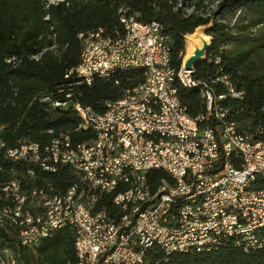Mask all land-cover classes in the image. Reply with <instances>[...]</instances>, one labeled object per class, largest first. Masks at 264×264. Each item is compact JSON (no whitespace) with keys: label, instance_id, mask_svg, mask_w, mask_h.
I'll list each match as a JSON object with an SVG mask.
<instances>
[{"label":"built area","instance_id":"1","mask_svg":"<svg viewBox=\"0 0 264 264\" xmlns=\"http://www.w3.org/2000/svg\"><path fill=\"white\" fill-rule=\"evenodd\" d=\"M120 12L123 33L99 27L79 34L80 61L66 76L91 84L95 77L140 69L144 81L108 101L102 113L74 104L82 127L96 131L91 141L73 146L63 135L45 146L23 141L5 147L0 140L6 159L49 172L67 164L78 176L62 192L51 184L28 186L25 176L1 180L0 229L35 248L70 227L76 264H152L155 246L164 260L228 243L246 252L264 248V188L254 187L257 177L264 178V140L229 119L219 102L226 95L197 79L194 68L187 70L185 55L178 68L171 65L169 36L159 22ZM216 80L240 95L228 75ZM179 86L199 88L205 113L189 114ZM153 170L169 177L156 188L148 178ZM18 262L17 251L0 247V264Z\"/></svg>","mask_w":264,"mask_h":264},{"label":"trees","instance_id":"2","mask_svg":"<svg viewBox=\"0 0 264 264\" xmlns=\"http://www.w3.org/2000/svg\"><path fill=\"white\" fill-rule=\"evenodd\" d=\"M122 8L142 21L163 26L169 36L171 65L176 68L185 55L186 36L208 26L211 43L206 57L195 63L194 76L209 83L216 95H226L219 102L229 109V119L237 125L247 120L240 130L264 140V63L256 62L264 50V0H0V140L5 147L23 141L45 146L63 135L69 136L73 146L91 141L96 131L82 127L84 121L74 104L102 113L108 101L144 81L140 69L95 77L91 84L79 81L75 74L66 76L80 61L79 34L99 27L111 34L123 33ZM223 74L239 96H232L216 80ZM179 97L191 116L205 113L198 87L179 86ZM55 101L65 104L56 106ZM208 122L214 123L213 119ZM3 149L0 181L25 176L28 186L51 184L61 192L78 181L67 164L49 172L34 162L6 159ZM28 169L34 170L33 176L26 173ZM148 178L156 188L169 177L153 170ZM254 187L264 188V178L257 177ZM74 239V230L65 227L28 248L0 229V246L17 251L18 264H76ZM164 258L158 247L150 250L152 264H264V248L246 252L228 243L215 252H174Z\"/></svg>","mask_w":264,"mask_h":264},{"label":"rangeland","instance_id":"3","mask_svg":"<svg viewBox=\"0 0 264 264\" xmlns=\"http://www.w3.org/2000/svg\"><path fill=\"white\" fill-rule=\"evenodd\" d=\"M49 1L57 2V1H60V0H49ZM207 27L208 26H200V27H198L195 30V32L192 33L194 38H195V41H196L195 42L196 43V47H195L193 52L194 53H200L201 55H203L202 58L206 57V48L211 43V36L206 33V28ZM186 46H187V36H186ZM260 52H261V56H260V58H256V60H257L256 62L263 64L264 63V50H261ZM186 56H187V49H185V58H186V60L192 56V55L189 56V57H186ZM246 123H247V120H241V121L238 122V127L240 128Z\"/></svg>","mask_w":264,"mask_h":264},{"label":"water","instance_id":"4","mask_svg":"<svg viewBox=\"0 0 264 264\" xmlns=\"http://www.w3.org/2000/svg\"><path fill=\"white\" fill-rule=\"evenodd\" d=\"M207 48H206V50H207ZM202 57H203V55H201L200 53H194L190 58L187 59V61L185 63V68L187 70H191L192 68H195V63L199 59H201Z\"/></svg>","mask_w":264,"mask_h":264},{"label":"bare ground","instance_id":"5","mask_svg":"<svg viewBox=\"0 0 264 264\" xmlns=\"http://www.w3.org/2000/svg\"><path fill=\"white\" fill-rule=\"evenodd\" d=\"M195 42L196 41H195V38H194L193 34L187 35V46H186L187 56L186 57H189V56L194 54L193 51H194V49L196 47V43Z\"/></svg>","mask_w":264,"mask_h":264},{"label":"crops","instance_id":"6","mask_svg":"<svg viewBox=\"0 0 264 264\" xmlns=\"http://www.w3.org/2000/svg\"><path fill=\"white\" fill-rule=\"evenodd\" d=\"M1 247V246H0ZM3 248V247H2Z\"/></svg>","mask_w":264,"mask_h":264}]
</instances>
